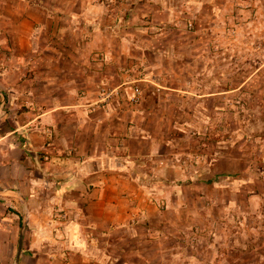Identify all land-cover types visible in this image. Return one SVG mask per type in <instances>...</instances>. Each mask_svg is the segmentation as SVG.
<instances>
[{
  "label": "rangeland",
  "instance_id": "1",
  "mask_svg": "<svg viewBox=\"0 0 264 264\" xmlns=\"http://www.w3.org/2000/svg\"><path fill=\"white\" fill-rule=\"evenodd\" d=\"M98 1L102 16L65 13L98 62L84 73L96 153L127 159L124 171L113 166L125 189L115 199L138 212L95 236L113 264H264V0ZM113 26L130 47L113 40ZM23 59L22 80L32 58ZM76 143L67 157L80 154Z\"/></svg>",
  "mask_w": 264,
  "mask_h": 264
},
{
  "label": "crops",
  "instance_id": "2",
  "mask_svg": "<svg viewBox=\"0 0 264 264\" xmlns=\"http://www.w3.org/2000/svg\"><path fill=\"white\" fill-rule=\"evenodd\" d=\"M71 2H2L1 39H9L5 47L13 52L7 64L0 50V264H113L105 240L95 233L106 235L113 218L125 220L124 226L138 212L121 207L122 197L115 199L125 189L113 183L118 181L113 180V166L126 167L127 159L120 163L108 152L96 153L99 125L91 122V115L97 110L85 101L96 95L86 90L93 78L84 73L98 62L86 58L84 37L70 34L73 29L85 32L65 13L73 11L75 3L62 10ZM101 2H82L83 10L73 12L102 16L107 7ZM114 39L131 46L130 38L115 27ZM113 47L110 52L116 51ZM27 55L32 58L31 74L22 80L18 69ZM73 141L80 154L67 157ZM124 174L136 181L129 172Z\"/></svg>",
  "mask_w": 264,
  "mask_h": 264
},
{
  "label": "built area",
  "instance_id": "3",
  "mask_svg": "<svg viewBox=\"0 0 264 264\" xmlns=\"http://www.w3.org/2000/svg\"><path fill=\"white\" fill-rule=\"evenodd\" d=\"M138 89L135 90V92H133V96L131 97L132 100L136 101L138 99V96L136 94H138ZM62 217H65V215H62Z\"/></svg>",
  "mask_w": 264,
  "mask_h": 264
},
{
  "label": "water",
  "instance_id": "4",
  "mask_svg": "<svg viewBox=\"0 0 264 264\" xmlns=\"http://www.w3.org/2000/svg\"><path fill=\"white\" fill-rule=\"evenodd\" d=\"M24 226V225H23ZM21 250V241L19 242V245H18V253H17V257H16V263L18 261V256H19V252Z\"/></svg>",
  "mask_w": 264,
  "mask_h": 264
}]
</instances>
